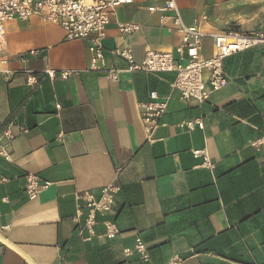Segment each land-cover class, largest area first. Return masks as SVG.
I'll list each match as a JSON object with an SVG mask.
<instances>
[{
	"label": "crops",
	"instance_id": "crops-1",
	"mask_svg": "<svg viewBox=\"0 0 264 264\" xmlns=\"http://www.w3.org/2000/svg\"><path fill=\"white\" fill-rule=\"evenodd\" d=\"M163 1L133 0L117 8L101 40L106 67L126 66L115 48H130L135 61L146 49L176 56L180 34L159 8ZM175 2L183 24L207 34L264 32V0ZM118 22L136 28L123 33ZM89 44L66 40L63 28L41 15L6 24L0 264H163L174 256L178 264H264V148L250 145L264 133V42L226 56V85L201 104L180 98L172 87L175 72L122 71L110 80L90 69ZM211 52L207 35L202 55ZM153 90L168 103L150 140L140 103ZM197 118L203 128L184 125ZM197 149L212 168L201 166ZM28 173L49 183L34 198L24 192ZM111 182L119 187L113 212L99 214L88 236L75 194L89 190L99 197ZM107 218L118 227L113 238L103 234ZM136 238L148 260L124 251Z\"/></svg>",
	"mask_w": 264,
	"mask_h": 264
},
{
	"label": "built area",
	"instance_id": "built-area-1",
	"mask_svg": "<svg viewBox=\"0 0 264 264\" xmlns=\"http://www.w3.org/2000/svg\"><path fill=\"white\" fill-rule=\"evenodd\" d=\"M133 0H0V52L5 47L6 24L12 20L25 21L32 15H41L47 22L61 26L65 32L66 40L88 39L89 49L92 51L90 69L103 70L110 80H116L122 71H143L158 73L163 71L175 72L172 87L178 91L183 100L195 99L199 104L207 101L212 91L226 85L227 78L223 71V59L230 54L251 48L264 42V32L255 31L242 33L236 31H220L207 34L198 25L186 26L183 24L175 0H164L159 7L168 11L169 17L180 34V40L175 46V54L170 51L146 49L144 57L135 61L130 48H115L113 53L126 61L124 68L106 67L103 63L101 40L104 37L106 26L116 17L117 8L131 4ZM151 10L156 7H150ZM118 27L123 33H129L136 28L133 23L118 22ZM212 38L211 55H202V44L205 36ZM100 63V66H98ZM208 72V88L202 78V72ZM45 73L53 75V70L46 68ZM68 72H62L67 76ZM148 101L140 103V111L148 138L153 130L160 124V117L167 109V100L160 98L156 91H150ZM188 128L194 125L203 128L201 118L184 122ZM4 135L13 137L9 130ZM256 148H264V133L250 142ZM196 156H202L201 166L212 168L213 162L201 149L193 150ZM0 155L8 158L0 141ZM264 163V154L262 157ZM122 169H115L117 177ZM24 192L28 198H34L48 186V182H41L38 176L28 173L24 178ZM0 180L2 177L0 176ZM118 185L111 182L100 188L99 197H95L89 190L75 194L78 200V209L85 213L84 228L88 236L94 234V225L97 216L113 212L114 197ZM104 235L113 238L118 233V227L112 218L103 221ZM82 236V229L79 230ZM126 253L137 252L143 260H148L147 248L136 238L133 248H126ZM181 258L174 256L163 264H178Z\"/></svg>",
	"mask_w": 264,
	"mask_h": 264
},
{
	"label": "rangeland",
	"instance_id": "rangeland-1",
	"mask_svg": "<svg viewBox=\"0 0 264 264\" xmlns=\"http://www.w3.org/2000/svg\"><path fill=\"white\" fill-rule=\"evenodd\" d=\"M206 77H207V74L205 73V70H203V72H202V78H203V80H204Z\"/></svg>",
	"mask_w": 264,
	"mask_h": 264
}]
</instances>
